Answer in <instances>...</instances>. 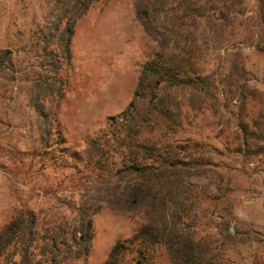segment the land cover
<instances>
[{
    "label": "rangeland",
    "instance_id": "obj_1",
    "mask_svg": "<svg viewBox=\"0 0 264 264\" xmlns=\"http://www.w3.org/2000/svg\"><path fill=\"white\" fill-rule=\"evenodd\" d=\"M136 1L93 0L78 16L74 0H0V229L18 209L51 224L69 217L82 200L104 205L97 191L105 185L86 160L88 143L126 110L142 67L159 50L137 16ZM230 1L234 23L225 40H214L204 26L194 29V61L219 81V104L191 124L185 118L179 136H194L208 151L200 176L191 178L199 233L216 241L225 264H264L262 0ZM68 22L71 56L64 60ZM163 90L187 110L189 90ZM240 118L251 135L246 146L236 140ZM42 138L57 147L56 161L42 152L51 149ZM113 162L121 167L119 156ZM143 224L104 206L93 216L89 255L76 264H103L115 244ZM122 264H132L131 258ZM150 264L172 262L162 250Z\"/></svg>",
    "mask_w": 264,
    "mask_h": 264
},
{
    "label": "trees",
    "instance_id": "obj_2",
    "mask_svg": "<svg viewBox=\"0 0 264 264\" xmlns=\"http://www.w3.org/2000/svg\"><path fill=\"white\" fill-rule=\"evenodd\" d=\"M74 1L78 16L93 2ZM234 5L230 0H185L179 4L175 0L136 1L137 16L158 42L159 50L142 67L126 110L88 143L86 160L98 172L96 181L105 185L97 191L104 205L82 200L69 217L51 224H40L33 210L18 209L0 229V264H76L89 255L93 216L104 206L144 224L132 237L116 243L103 264H122L126 257L132 264H150L162 250L172 264H225L216 241L201 235L196 225L198 198L191 178L200 176L208 151L194 136H179V128L185 118L191 124L219 104V81L194 61V29L204 26L214 40H225L234 23L230 16ZM260 12L264 24V0ZM72 33L68 22L62 32L66 44L60 59L70 60L67 45ZM45 52L48 62L59 67L51 53ZM225 81L232 85L229 79ZM164 88L189 90L187 110L183 112ZM43 117L47 121V115ZM240 120L236 140L246 146L251 135ZM55 133L56 146H61L63 137L59 130ZM42 140L43 147L51 148L42 152L51 153L56 161L57 147ZM58 155L67 156L62 150ZM116 156L121 158L118 169L113 167Z\"/></svg>",
    "mask_w": 264,
    "mask_h": 264
},
{
    "label": "water",
    "instance_id": "obj_3",
    "mask_svg": "<svg viewBox=\"0 0 264 264\" xmlns=\"http://www.w3.org/2000/svg\"><path fill=\"white\" fill-rule=\"evenodd\" d=\"M231 231H233V229Z\"/></svg>",
    "mask_w": 264,
    "mask_h": 264
}]
</instances>
